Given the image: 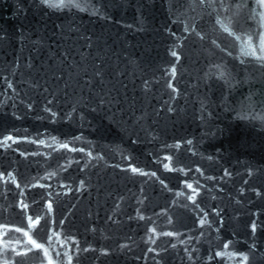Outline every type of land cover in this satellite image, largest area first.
Listing matches in <instances>:
<instances>
[{"label": "water", "instance_id": "95a60500", "mask_svg": "<svg viewBox=\"0 0 264 264\" xmlns=\"http://www.w3.org/2000/svg\"><path fill=\"white\" fill-rule=\"evenodd\" d=\"M262 44L261 0H0V264H264Z\"/></svg>", "mask_w": 264, "mask_h": 264}, {"label": "snow or ice", "instance_id": "6c2138e0", "mask_svg": "<svg viewBox=\"0 0 264 264\" xmlns=\"http://www.w3.org/2000/svg\"><path fill=\"white\" fill-rule=\"evenodd\" d=\"M43 2L46 3V4H49L50 7H53V8H61V7H65V6H70L71 3H72V0H69V4L68 5H65V0H59L58 3L51 2V0H43ZM261 2L264 3V0H261ZM76 6L79 7L78 4ZM225 31H229V28L227 26H225ZM261 46L264 47V44H262ZM172 55L173 56H176V52H173ZM174 71L175 70L173 69V73H174ZM62 147H67V145H62ZM132 170L134 172L135 171H138L135 168H133ZM189 187H191V185H189Z\"/></svg>", "mask_w": 264, "mask_h": 264}]
</instances>
